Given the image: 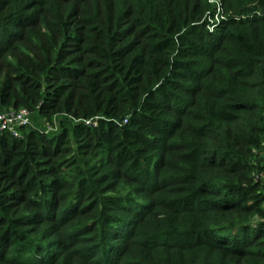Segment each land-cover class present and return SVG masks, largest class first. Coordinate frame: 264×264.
Wrapping results in <instances>:
<instances>
[{"label": "trees", "instance_id": "16d2710c", "mask_svg": "<svg viewBox=\"0 0 264 264\" xmlns=\"http://www.w3.org/2000/svg\"><path fill=\"white\" fill-rule=\"evenodd\" d=\"M20 107L0 264H264V0H0Z\"/></svg>", "mask_w": 264, "mask_h": 264}, {"label": "built area", "instance_id": "2783aa9c", "mask_svg": "<svg viewBox=\"0 0 264 264\" xmlns=\"http://www.w3.org/2000/svg\"><path fill=\"white\" fill-rule=\"evenodd\" d=\"M219 21V17L216 18ZM211 30L214 26L210 27ZM32 111L26 107H20L17 109H8L0 112V131H7L14 136H21L22 129L28 128L33 124ZM61 116H55L52 122H47V132H57L60 129ZM98 117L95 119H85L84 123L88 126H96L98 124ZM261 179L264 181V175H261Z\"/></svg>", "mask_w": 264, "mask_h": 264}, {"label": "rangeland", "instance_id": "374dc122", "mask_svg": "<svg viewBox=\"0 0 264 264\" xmlns=\"http://www.w3.org/2000/svg\"><path fill=\"white\" fill-rule=\"evenodd\" d=\"M46 124H47L46 120L40 119V118L39 119L34 118L33 124L30 127L26 128V130H29L32 126H41V127L46 128Z\"/></svg>", "mask_w": 264, "mask_h": 264}]
</instances>
